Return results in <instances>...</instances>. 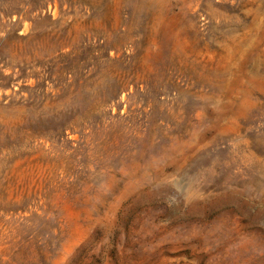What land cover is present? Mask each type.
I'll use <instances>...</instances> for the list:
<instances>
[{"label": "rangeland", "instance_id": "obj_1", "mask_svg": "<svg viewBox=\"0 0 264 264\" xmlns=\"http://www.w3.org/2000/svg\"><path fill=\"white\" fill-rule=\"evenodd\" d=\"M0 264H264V0H0Z\"/></svg>", "mask_w": 264, "mask_h": 264}]
</instances>
